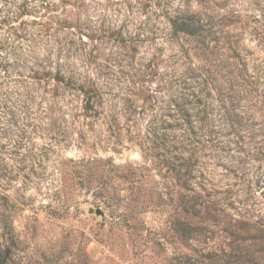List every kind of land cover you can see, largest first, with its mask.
Returning <instances> with one entry per match:
<instances>
[{"label": "rangeland", "instance_id": "obj_1", "mask_svg": "<svg viewBox=\"0 0 264 264\" xmlns=\"http://www.w3.org/2000/svg\"><path fill=\"white\" fill-rule=\"evenodd\" d=\"M187 9L211 12L202 36L173 32ZM190 82L207 133L189 147ZM0 249L264 264V0H0Z\"/></svg>", "mask_w": 264, "mask_h": 264}, {"label": "trees", "instance_id": "obj_2", "mask_svg": "<svg viewBox=\"0 0 264 264\" xmlns=\"http://www.w3.org/2000/svg\"><path fill=\"white\" fill-rule=\"evenodd\" d=\"M212 20L213 18L211 17V12L209 11L192 12L187 9V11L182 12L181 14L174 17L171 20V23L173 27V32L177 33L181 31L188 36L199 37L200 35L202 36L203 32L207 31V26L211 28V26L213 25ZM231 49H233L232 53L234 54L236 52V48L231 46ZM224 62L225 64H228L230 66L233 65L232 71L236 70L234 78L237 83L236 85H238L240 89V87L244 86V79H241L242 83H239L238 78H242V75L240 73H242V71L244 70L245 65L243 64L241 68H238L236 67L237 64H234L232 62H229V64L227 59H225ZM55 79L61 80L58 75L57 77H55ZM186 89L189 91L186 90L187 93L181 94L184 99L181 106H184L185 104V107H183L184 109H182V119L185 125L183 132H185V134L188 136V146L190 147L191 141L193 142V140H195V137L203 136V138H205L207 128L206 126H202L200 123V120L203 119V115L201 114L205 112V106H201V97L203 96L202 89H200L199 84L195 86L192 85L191 82L188 84ZM189 150L194 151V147H191ZM246 225H248V222H244L243 227H241V229L245 230ZM227 255L228 257H231V254H226V256ZM7 257L8 254L6 253V251L0 249V264H7ZM222 257L223 255H221L219 258H221V260H224L225 264H235L239 261V259L230 260L228 258L223 259ZM191 260V257H189L185 264H196L195 261L192 262Z\"/></svg>", "mask_w": 264, "mask_h": 264}, {"label": "water", "instance_id": "obj_3", "mask_svg": "<svg viewBox=\"0 0 264 264\" xmlns=\"http://www.w3.org/2000/svg\"><path fill=\"white\" fill-rule=\"evenodd\" d=\"M90 212H92V209H90ZM95 213L96 214H101V210L98 208V209H96Z\"/></svg>", "mask_w": 264, "mask_h": 264}]
</instances>
